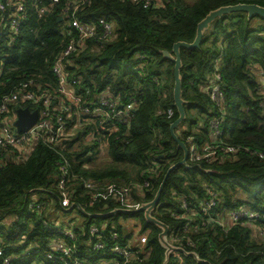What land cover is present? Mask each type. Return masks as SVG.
<instances>
[{"label": "trees", "instance_id": "1", "mask_svg": "<svg viewBox=\"0 0 264 264\" xmlns=\"http://www.w3.org/2000/svg\"><path fill=\"white\" fill-rule=\"evenodd\" d=\"M24 1L29 18L18 43L2 48L8 57L0 72V106L4 96L30 81L59 89L52 67L69 41L61 36L60 19L71 0ZM238 5L264 8V0H161L147 9L143 0H92L78 13L82 22L105 18L115 26V33L108 42L89 41L69 58V79L80 82L76 87L88 101L105 96L120 98L121 105H127L135 100L136 108L129 122L119 125V131L109 138L111 166L88 169L87 164L95 158L90 159L88 153L97 145L82 144L75 154L66 152L75 174L68 197L71 205L82 207L84 213L77 210L86 219L75 229L76 241L68 242L78 247L71 258L53 250L56 233L50 229L54 224L48 211L53 201L56 209L69 213L61 205L63 197L57 187L62 152L40 142L26 162L0 167V264L6 257L10 258L7 264H75L82 257L90 227L104 224L105 240L115 233L123 248L132 247L137 252L129 264H264V110L260 107L262 83L256 79L264 77L262 18L249 20L245 13L226 15L211 25L199 49H181L187 114L183 125L189 126L188 131L177 134L181 141L188 151L189 137L195 138L199 146L217 145L210 137L209 123L218 108L208 91L219 74L226 95V143L248 149L231 155L219 151L217 159L209 163H192L188 159V167H178L167 179L159 209L153 214L170 228V235L179 237L171 244L195 256L177 252L166 263V248L159 239L162 231L148 223L143 214L128 215L139 219L140 233L147 237L146 245L132 246L134 236H124L116 226L124 215L105 217L119 209L116 200H94L96 191L85 187L87 181L93 180L101 184L98 191L102 193L107 184L133 189L135 204L155 199L169 170L185 157L171 134V126L179 118L174 101L176 65L162 53L173 54L178 43H194L199 24L210 13ZM42 8L48 12L39 17ZM255 67L259 70L255 71ZM168 111L174 112L172 118ZM201 121L203 126L196 128ZM66 144L67 150L73 147ZM146 181L150 190H146L145 198L137 197L136 187ZM209 191L217 193L219 206L213 210L214 218L203 217L208 222L206 227L202 218L190 223L173 217L182 215L184 203L190 208L203 206L210 200ZM33 194H46L49 201L32 202ZM40 204L43 208L38 209ZM32 205L35 208L30 211ZM242 208L259 217L227 227L226 216ZM10 219L14 221L8 223Z\"/></svg>", "mask_w": 264, "mask_h": 264}, {"label": "built area", "instance_id": "2", "mask_svg": "<svg viewBox=\"0 0 264 264\" xmlns=\"http://www.w3.org/2000/svg\"><path fill=\"white\" fill-rule=\"evenodd\" d=\"M91 1L71 0L69 7L61 17L63 25L60 28V33L69 41L65 50L53 61L52 69L58 79L59 89L56 91L50 86L30 81L21 85L17 91L4 96L0 106V167L11 163L21 164L26 162L40 142L59 149L62 152V164L60 165L57 187L59 195L63 197L61 205L66 209L72 207L68 196L70 187L75 182V174L72 173L73 164L67 159L66 152L75 154L77 148L82 144L94 147L97 145L94 151L88 153V156L92 159L95 155H100L104 150H108L109 138L119 131V125L129 122L132 112L136 108L135 100H131L127 105H121L120 98L105 96L99 97L95 101H88L82 95L81 90L76 87L80 82L70 80L68 77L66 61L69 58L78 54L89 41L108 42L114 37L115 26L105 18H99L92 22H82L77 18L81 10L91 5ZM130 1L139 2L142 0ZM143 1H145V8L147 9L153 2L161 0ZM54 2L59 3V0ZM0 12L3 13L0 16V25H2L0 33V72H2L7 56L2 48L3 46L13 47L18 43L21 29L28 21L29 15L24 0H0ZM45 12H48L45 8L39 10V17H42ZM260 80L262 83L261 95L263 97L260 107L264 110V77L261 76ZM44 87H46L45 90ZM208 92L215 108H218L215 117L209 123L210 137L217 142V145L205 143L199 146L195 144V138L189 137L187 139L190 146L188 159L192 163L202 161L209 163L216 160L219 151L231 155L242 150H248L232 147L226 143L224 134L226 95L223 79L219 74L214 76ZM19 109H29L32 113L35 111L39 113L37 124L24 133H19L15 126L18 121ZM168 116L172 118L174 112L168 111ZM66 143L73 144V147L67 150ZM100 186V183H95L93 180L85 183L86 189L96 191L94 200H106L112 197L116 200L119 209L122 210H139L142 207V204H135L136 198L135 200L133 198V189H126L116 184H107L105 185L106 192L102 193L98 191ZM146 190H150L148 181L142 186L136 187L135 195L145 198ZM209 195L210 200L200 208H190L184 203L182 215L178 217L173 214V217L190 221V223L195 222V218H202L206 227L208 222L203 220V217L214 218L213 210L219 206L217 193L209 191ZM40 207L43 208V204H40L37 208L40 209ZM34 208V205L30 206L31 210ZM258 217V213L242 208L229 213L226 226L233 227L239 221H253ZM52 224H54V228L50 229H54L53 231L56 233L52 238L53 250L68 258L76 255L78 247L68 245V242L77 239L76 234H74L76 224L73 221H68L67 225L53 221ZM106 228V224L101 227L97 225L90 227L82 257L75 264H129L133 261L137 254L134 248H123L118 243L119 236L115 233L110 234L109 239L105 240ZM188 229L189 225H187L186 231ZM169 237L173 244L179 240L175 233H172ZM135 244L138 246L143 245L140 240L135 241L133 238L131 245L134 246ZM188 245L192 246L190 242H188ZM2 255V251H0V258ZM9 261L10 258L6 257L4 264L9 263Z\"/></svg>", "mask_w": 264, "mask_h": 264}, {"label": "water", "instance_id": "3", "mask_svg": "<svg viewBox=\"0 0 264 264\" xmlns=\"http://www.w3.org/2000/svg\"><path fill=\"white\" fill-rule=\"evenodd\" d=\"M233 13H245L248 15L249 20H252L254 18H262L264 19V8L256 6V5H238V6H231V7H224L217 11H214L210 13L206 19H204L198 26L197 31V37L194 43L187 44V43H178L174 46L173 54L169 52H163V56L170 60L175 62V88H174V101L175 106L179 113V118L172 124L171 126V134L173 136V139L178 144L179 148L183 149L185 157L184 160L179 163L178 165L173 166L163 184L161 185L155 199L152 202L143 204L142 207L139 210H122L118 209L110 214L105 215V217L110 216H117V215H137V214H143L145 220L148 223L156 225L159 229H161L162 233L160 234V241L162 245L166 248V263L169 261L171 254L181 252L186 254L187 256H195V253L187 252L185 249L174 246L169 243L168 238L170 235V228L161 223L155 216L154 212L159 208V204L161 201L162 194L166 187V182L170 174L175 171L180 166H186L188 167V158H189V151L185 143L181 141L179 136L176 133V130L179 126H181L187 118L186 114V102L183 100V86H182V77L180 70L182 69V59H181V49H199L203 38L206 34V32L210 29L211 25L218 19L223 18L226 15H230ZM62 18L60 19V22H62ZM39 119V113L38 111L31 112L29 109H19L18 110V121L16 122L15 126L19 133H24L32 129L38 122ZM78 209L80 212L84 213V210L82 207L77 205H72L70 209L67 210V212L71 213L74 210ZM90 218H101L102 216H90Z\"/></svg>", "mask_w": 264, "mask_h": 264}, {"label": "rangeland", "instance_id": "4", "mask_svg": "<svg viewBox=\"0 0 264 264\" xmlns=\"http://www.w3.org/2000/svg\"><path fill=\"white\" fill-rule=\"evenodd\" d=\"M256 79L260 81L261 77H256ZM202 126H203V123L201 121L196 126V128L202 127ZM188 129H189V126L182 124L181 126L178 127L177 134L182 135L185 131H188ZM111 162L112 161L109 158L108 150L106 149L103 151V153H100V155H95L93 163L87 164V166H88V169H91V170H101V169L107 168L108 166H111ZM131 176H132V173H131ZM31 201L35 203H41L42 201H49V196L46 194H33L31 196ZM50 204H51V208L48 211H51L50 213L51 221L58 222L62 225H67L68 221H73L76 224V226H81L85 224L86 222L85 217L82 216L77 209L71 213H66L62 210L56 209L55 202L52 201ZM226 219H229V215L226 216ZM12 220L13 219L8 220V223L12 222ZM116 226L122 229L124 236H132V237L134 236L135 241L140 240L143 245L147 244V237L144 235H141L140 233L142 227H140V221L137 217L120 216V218L116 222ZM168 241L171 244L169 238H168Z\"/></svg>", "mask_w": 264, "mask_h": 264}, {"label": "crops", "instance_id": "5", "mask_svg": "<svg viewBox=\"0 0 264 264\" xmlns=\"http://www.w3.org/2000/svg\"><path fill=\"white\" fill-rule=\"evenodd\" d=\"M255 71H257V70H259V68H257V67H255V69H254Z\"/></svg>", "mask_w": 264, "mask_h": 264}]
</instances>
